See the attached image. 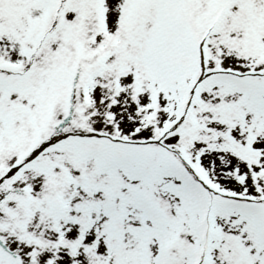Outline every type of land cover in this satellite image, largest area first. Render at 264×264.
I'll return each instance as SVG.
<instances>
[{"label": "snow or ice", "instance_id": "6c2138e0", "mask_svg": "<svg viewBox=\"0 0 264 264\" xmlns=\"http://www.w3.org/2000/svg\"><path fill=\"white\" fill-rule=\"evenodd\" d=\"M0 264H264V0H0Z\"/></svg>", "mask_w": 264, "mask_h": 264}]
</instances>
